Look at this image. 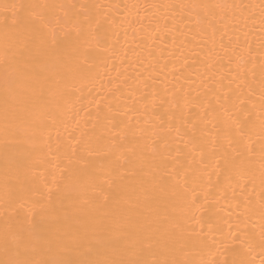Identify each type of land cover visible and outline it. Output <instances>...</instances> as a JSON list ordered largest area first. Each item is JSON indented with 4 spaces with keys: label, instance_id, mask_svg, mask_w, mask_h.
<instances>
[{
    "label": "bare ground",
    "instance_id": "bare-ground-1",
    "mask_svg": "<svg viewBox=\"0 0 264 264\" xmlns=\"http://www.w3.org/2000/svg\"><path fill=\"white\" fill-rule=\"evenodd\" d=\"M262 234L264 0H0V262L260 264Z\"/></svg>",
    "mask_w": 264,
    "mask_h": 264
},
{
    "label": "snow or ice",
    "instance_id": "snow-or-ice-1",
    "mask_svg": "<svg viewBox=\"0 0 264 264\" xmlns=\"http://www.w3.org/2000/svg\"><path fill=\"white\" fill-rule=\"evenodd\" d=\"M39 40L41 42V45H43L45 41V37L43 34L39 36ZM53 43H55V38H53ZM52 55H55V52H51ZM237 155H242V153L239 150H236ZM160 191L161 196L164 195L166 189L163 186V181H161L160 184ZM157 215H160V213H157ZM130 222V221H129ZM138 227L141 228L142 231V242L145 243H159V233L162 231V229L157 228L155 231H153V225L152 223H149L148 218L145 219L144 224L138 225ZM110 231V228L105 225L104 223H91L89 224L83 234L78 237L77 244L80 247L90 246L93 241L100 242L98 233ZM11 239L15 242L25 244L27 246L32 247H41V248H48L51 249L53 247H67L66 245H61L60 242L53 237L49 235H41L37 234L35 232V226L32 224L21 225L17 230L12 231L10 234ZM8 242V235L5 237V245L7 246ZM260 244L261 247L264 248V234L261 235L260 238ZM0 264H29L27 261H18V260H12L8 262H0ZM41 264H76V262L72 260H65V259H58L55 261H43ZM225 264H227V261H225ZM233 264H244L243 261L237 262L233 261ZM260 264H264V259H261Z\"/></svg>",
    "mask_w": 264,
    "mask_h": 264
}]
</instances>
